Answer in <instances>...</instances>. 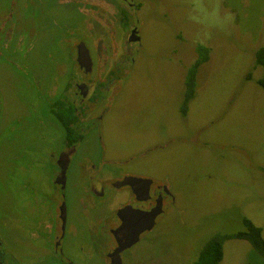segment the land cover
<instances>
[{
    "label": "rangeland",
    "instance_id": "obj_1",
    "mask_svg": "<svg viewBox=\"0 0 264 264\" xmlns=\"http://www.w3.org/2000/svg\"><path fill=\"white\" fill-rule=\"evenodd\" d=\"M14 1L17 10L24 3L32 9L20 32L0 46L2 264H62V258L105 264L112 244L107 229L100 233L96 225L90 249L81 250L78 238L95 225L89 215L97 200L83 176L88 157L104 161L103 175L163 179L173 197L153 230L122 252V264H193L213 234L242 230L243 218L264 239V92L254 60L264 45V0H129L132 7L117 0ZM9 2L0 0V21ZM122 22L138 26L139 41L128 45L129 53ZM79 41L93 57L84 81L104 82L87 115L98 120L82 125L89 130L72 156L62 196L50 178L61 146L56 136L64 131L46 101L55 92L48 89L53 78L65 89L59 102L73 98L82 72L73 57ZM198 45L208 58L185 102ZM105 191L101 210L114 213L123 200ZM61 203L66 235L74 234L65 256L50 254L44 232L36 230L37 218L52 221ZM219 264L264 260L248 241L232 238L224 241Z\"/></svg>",
    "mask_w": 264,
    "mask_h": 264
},
{
    "label": "flooded vegetation",
    "instance_id": "obj_2",
    "mask_svg": "<svg viewBox=\"0 0 264 264\" xmlns=\"http://www.w3.org/2000/svg\"><path fill=\"white\" fill-rule=\"evenodd\" d=\"M117 1L125 3L128 6L132 7V3L129 0H117ZM16 4H17V1L10 0L9 8L6 11L7 13L4 16V18L0 21V46L5 47V43L11 38V36L16 35L20 32L22 26H18V24L22 25L24 22L28 21V18L30 17L32 8H30L29 5L25 3L21 4V6L17 10ZM27 9L29 11H27ZM123 12L124 11H122V13ZM25 15H26V18H25ZM19 17H21V19H19ZM120 26L122 30L129 29V36L127 37V40L125 42L127 53H129L130 46L128 45L131 44L132 46L133 44H137L139 41L138 26H136V24H133V23L128 24L126 26H123V24H120ZM132 32L134 34H132ZM17 36L19 40L22 37L21 34ZM130 36L132 40H129ZM77 44L75 45V49L73 50V57L75 56L76 63H77V60H76ZM88 55L90 57V63L88 62V64H86V67L88 68V70L85 69V66L80 68L79 64L77 63L78 67L82 69V72L80 73L81 77L80 76L79 78L76 77V81L72 84L73 98H71L70 101H67L65 98L64 100L66 101V103L62 102V104H64L65 107L67 108L71 107L73 109L75 119L77 120V125H76L77 133L79 135L81 134V138L80 139L78 138L79 140L77 142L68 141L66 133H65V129L61 126L62 130L64 131V135H63L64 137L62 136L59 138L58 136H56V139L61 140V146H60V149L58 150L59 154L57 155L55 163H54L55 168L53 169V172H52L53 177L51 176L50 179L53 180V184L57 185L60 191H62V196H63V191L66 190L67 171H68L69 166L71 165L72 156L76 153L77 145L79 146V142L82 140V138L85 137L84 136L85 130H89V128L85 126L82 127V125L83 123H86L88 121H91V123H93L94 125V122L98 120V116H97L98 114L93 117H89L87 115L91 111V105L93 106L97 105L95 94L98 89L102 88L101 85L104 81L101 83L95 82L93 86H91V84H89L87 81H84L83 79L84 75H88L89 73H91L92 67H93V57L89 49H88ZM119 62H116L115 64H118ZM59 81L60 80L55 81V78H53V83H51L50 86L48 87V89L50 87L55 88L53 97H51L49 101H46L48 104V108H49L47 112L49 113L51 112V109L56 108V102L60 101V94L62 93L63 90H65L63 87L59 85ZM88 102L90 103L89 105H88ZM56 121L58 120L56 119ZM53 126L54 125L52 123L51 124L52 129L54 128ZM87 160H88L87 163L89 165L87 164L88 171L83 174L84 180H86V182L85 181L84 182L86 183L87 190L90 192V194H92L95 197L97 201L91 204V208L93 209V211L89 215L91 217V221L93 220L95 225L93 226L92 229L85 228V230H83L80 228L81 229L80 232L82 236H79L78 238L80 237L83 238L84 240L83 242L85 245L84 246L83 244H81L80 249L86 250V249L91 248L90 243H92L93 240L92 238L89 239V241L87 239L90 238L92 234L96 233V232L93 233L96 228V225L97 224L100 225L101 226L100 233H102L104 228L107 229V232L105 231V233H108L109 235L108 239L112 241V244L111 246H109V249L105 255V264H109L110 257H108V253L117 246V240H119L121 245H124L125 241L129 239L130 233L132 234L133 232L138 231L139 229L143 228L146 225V222L148 219L146 215L143 214V212H149V211L155 210V212L157 211V215L154 219L153 227L150 230L142 231L139 235V239L142 236V234H146L147 232L150 233L155 227L156 223H159L160 218H159V221H157V218L160 215L162 216L164 214L165 205L167 201L168 200L172 201L173 197L171 193L169 192V189L163 179L159 180L156 183V180H154L152 177H148L146 175H136V174L126 173V172L122 174L114 175V176L109 175V173L107 175H103V173H101L102 169L99 170L101 165L104 164L103 163L104 161L102 159L101 160L99 159V162L97 164L92 162L90 157H88ZM25 175L27 174L25 173ZM105 187H107L108 189L111 188L113 190L112 192H110L111 194H109V199L116 198L118 196L123 200V202L120 204V206L116 209L114 213L113 211L110 212L109 210L108 212H103L101 210V201L98 202L99 199H103L107 195L106 194L107 192L105 191ZM123 189H126L127 193H124ZM48 195L49 194H46L43 200L41 201V208L44 206V204L47 206L48 201L46 200L47 199L46 197ZM31 204L34 208L33 203ZM125 206H130V207L124 211L118 212V210H120L121 208ZM35 207L37 210L38 208L37 204L35 205ZM139 210L143 212H140ZM140 213L142 214L140 215ZM51 219L53 220L49 221L46 218L39 220L37 218V221H36L37 233L39 232L38 229H42V231L44 232L45 235L44 236L41 235V237H44L46 239L45 241L46 247L48 248V251L50 252V254H54L57 256H65L64 248L67 247L66 245L67 242H69L70 239L73 240L74 238V234L72 233L71 235H66L65 203L60 204L59 211L55 210L54 218H51ZM87 219H89V217ZM113 219H114V222L112 221ZM89 221L90 220H88V222ZM129 225H131V227H129V232L125 233L127 231V226ZM116 229L118 230L113 233V231ZM34 235L37 237L36 233H34ZM127 248H124L123 250H121L120 259H121L122 252ZM0 257H2L1 253H0ZM121 262H122V259H121ZM61 263L62 264H72L73 262L69 258H62Z\"/></svg>",
    "mask_w": 264,
    "mask_h": 264
},
{
    "label": "trees",
    "instance_id": "obj_3",
    "mask_svg": "<svg viewBox=\"0 0 264 264\" xmlns=\"http://www.w3.org/2000/svg\"><path fill=\"white\" fill-rule=\"evenodd\" d=\"M122 18L124 19V12L122 13ZM123 26L126 23H123ZM197 58L191 64L188 69L186 79H185V102H187L194 94L195 89V79L198 67L203 62H206L208 58V49L202 45L196 47ZM255 64L262 68V75L257 80L258 85L264 92V45L260 46L255 50L254 53ZM185 104L183 103V112H185ZM55 118L65 129V133L68 141H78L81 138V134L77 133L76 125L77 120L74 116V111L71 107H65L62 102H59V106L52 110ZM79 138V139H78ZM242 230L234 233H215L213 234L200 249L193 264H219L223 257V243L227 239L237 238L243 239L250 243L252 248L263 258L264 260V239L261 234V228L252 223L248 218H243Z\"/></svg>",
    "mask_w": 264,
    "mask_h": 264
},
{
    "label": "water",
    "instance_id": "obj_4",
    "mask_svg": "<svg viewBox=\"0 0 264 264\" xmlns=\"http://www.w3.org/2000/svg\"><path fill=\"white\" fill-rule=\"evenodd\" d=\"M133 32L132 34H134ZM129 40H132L131 36L129 37ZM76 47H77V57H76L77 63L79 64L80 68L85 66V69L88 70V68L86 67V64H88V62L90 63V57L88 55V49L86 45L84 44V42L80 41ZM129 207L130 206H125L121 208L120 210H118V212L124 211L128 209ZM140 212H143V211H140ZM141 214L142 213H140V215ZM143 214L146 215L148 219L146 222V225L143 228L139 229L138 231H135L132 234L130 233L129 239L125 241L124 245H121L119 240H117V246L108 253V257H110L109 264H122L121 259H120L121 250L136 243L139 240V235L142 231L150 230L153 227L154 219L157 215V211L155 212L154 210V211H149V212H143ZM129 227H131V225L127 226V231L125 233L129 232ZM117 230L118 229L114 230L113 233L116 232ZM1 262H2V259L0 257V264H2Z\"/></svg>",
    "mask_w": 264,
    "mask_h": 264
}]
</instances>
